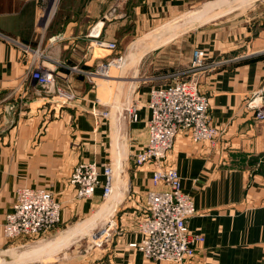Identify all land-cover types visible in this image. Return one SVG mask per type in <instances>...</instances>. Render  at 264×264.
Segmentation results:
<instances>
[{"label":"crops","instance_id":"1","mask_svg":"<svg viewBox=\"0 0 264 264\" xmlns=\"http://www.w3.org/2000/svg\"><path fill=\"white\" fill-rule=\"evenodd\" d=\"M254 1L60 0L43 31L38 0H0L1 264H88L68 251L73 242L29 256L28 249L47 243L46 235L3 239L1 226L20 187L52 193L65 224L96 216L98 254L90 264H168L146 261L129 247L140 242L137 224L151 186V166L134 167V157L147 142L151 87L121 77L87 80L86 73L103 61L88 34L99 24L102 39L118 47L133 40L134 50L154 26L195 13V8L208 10L202 19L209 20L215 18L210 14ZM234 21L188 41L206 61L221 62L200 84L219 131L216 142L195 144L180 135L169 155L182 193L197 210L187 229L203 238L189 264H264V122H255L245 109L246 99L264 85V7L245 24ZM32 65L53 70L56 84L72 92L74 100L61 106L55 99L45 102L28 77ZM133 102L136 122L125 111ZM93 108L107 111L108 117L94 116ZM91 162L111 164L112 194L103 198L98 188L79 200L68 178L75 165Z\"/></svg>","mask_w":264,"mask_h":264},{"label":"built area","instance_id":"2","mask_svg":"<svg viewBox=\"0 0 264 264\" xmlns=\"http://www.w3.org/2000/svg\"><path fill=\"white\" fill-rule=\"evenodd\" d=\"M38 1V24L44 31L60 0ZM50 12L52 15L48 17ZM101 29L95 24L88 34L90 47L101 54L103 61L96 65L93 73H86L87 80L91 76L108 78L110 68L119 69L123 57L115 41L101 38ZM220 64L218 60L206 61L202 51L195 48L188 70L174 74L164 86L149 89L147 142L134 157V167L151 166V186L144 200L145 213L137 224L140 242L129 246L146 261L189 264L194 260L196 245L203 242L202 236L191 234L187 229L188 220L197 210L192 198L182 193L180 177L169 155L180 135L187 136L195 144L216 142L219 131L212 123L210 100L201 92L200 84L201 78L214 72ZM28 77L43 94L45 102L55 99L61 106L75 98L72 92L56 84L57 74L47 67L32 65ZM245 109L252 112L255 122H264V85L246 99ZM94 110V116L108 117L107 111ZM125 111L130 121H137L136 103H130ZM113 177L111 164L99 167L92 162L80 163L71 169L68 185L79 200L90 198L98 188L102 197L108 198L113 190ZM60 221L61 205L52 193L43 188L20 187L15 191L11 209L5 214L1 236L5 241L19 237L32 239L51 231Z\"/></svg>","mask_w":264,"mask_h":264},{"label":"rangeland","instance_id":"3","mask_svg":"<svg viewBox=\"0 0 264 264\" xmlns=\"http://www.w3.org/2000/svg\"><path fill=\"white\" fill-rule=\"evenodd\" d=\"M230 1L234 2L235 0ZM254 2L255 3H252L243 9H223L218 16H214L215 13L213 15L210 14V17L215 18H210L209 20L200 18L201 15L203 16L208 10L195 8V13L190 12L184 14L182 18H178L177 20H167L154 26L151 32L145 36L143 35L145 41L137 40L135 42L137 47H134V50L133 47L130 48L133 40H125L123 45L121 44L119 46L120 55L123 56L118 65L119 69L111 67L107 74L109 77H121L123 80H132L140 85L146 84L149 87L164 86V84H167L172 77L189 69L192 50L188 41H190L189 39L193 34H195V37H198V34L205 35L209 28L214 30L219 29L224 25L226 28V24H232L235 22L234 19H237V21L242 24L249 22L250 17H253L257 12L262 11V7H264V0H255ZM197 15L200 19H198ZM194 16L195 24L191 22L194 20ZM144 46L147 47V50H145L146 52H141V48L144 49ZM95 67L89 72L93 73ZM90 78H94V82L99 79H106L105 77L99 76H91ZM90 86L92 87L94 85L91 84ZM90 223L92 225H90ZM69 227H71V230ZM63 231H65V233ZM96 231L97 224L96 216L94 215L90 218H83V220L73 218L68 224L63 223L61 220L54 229L42 234V236L46 235L45 237H48L47 243L40 244V247L35 245L28 249V252L29 255L37 254L40 250V253L48 252L50 248L55 249L61 244L69 241L73 243L68 248V251L70 253L75 252L76 256L81 257L90 264L95 261L98 254L96 251V242L99 243V241H97L95 236ZM42 247H44L45 250ZM35 248L36 250H34ZM37 248L39 250H37Z\"/></svg>","mask_w":264,"mask_h":264},{"label":"bare ground","instance_id":"4","mask_svg":"<svg viewBox=\"0 0 264 264\" xmlns=\"http://www.w3.org/2000/svg\"><path fill=\"white\" fill-rule=\"evenodd\" d=\"M243 4H244V3H243ZM206 13H207V12H206ZM206 13H204V14H206ZM51 14H52V12L49 13V16H50ZM49 16H48V17H49ZM197 16H198V15H197ZM196 18H197V17H196ZM200 18H202V15H201ZM200 18H199V16H198V19H200ZM193 19H194V17H193ZM92 220H93V219H92ZM86 221H87V220H86ZM104 221H105V220H104ZM88 222H89V221H88ZM91 223H93V222H91ZM91 223H90V225H92ZM88 224H89V223H88ZM90 225H89V226H90ZM86 228H87V227H86ZM102 228H103V227H102ZM73 231H74V230H73ZM69 232H70V231H69ZM69 232H68V233H69ZM71 232H72V231H71ZM75 233H76V232H75ZM80 233H81V232H80ZM72 234H73V233H72ZM59 242H60V240H59ZM61 243H62V242H61ZM37 247H40V246L38 245ZM52 247H53V246H52ZM42 248H44V247H42ZM34 250H36V248H35ZM37 250H39V249L37 248ZM44 250H45V248H44ZM40 251H41V250H40ZM40 251H39V253H40ZM46 252H47V251H46ZM27 253H28V252H27ZM41 253H42V252H41ZM25 254H26V253H25ZM28 255H29V254H28ZM29 256H30V255H29Z\"/></svg>","mask_w":264,"mask_h":264}]
</instances>
